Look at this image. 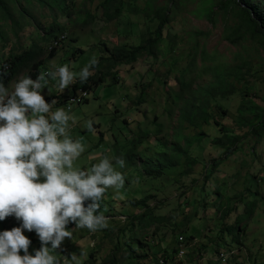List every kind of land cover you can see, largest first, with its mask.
<instances>
[{"label":"rangeland","instance_id":"obj_1","mask_svg":"<svg viewBox=\"0 0 264 264\" xmlns=\"http://www.w3.org/2000/svg\"><path fill=\"white\" fill-rule=\"evenodd\" d=\"M98 1L88 6L97 16L95 22L87 27V30L92 29V32L78 33L77 41L71 42L69 38L78 26L70 25L64 48L56 57H46V61L50 60L47 63L45 61V69L64 64L74 73H78L89 59L98 60L102 55L96 47L98 42L100 47L102 43H106L109 48L117 44L137 45L141 43V35L145 33L148 25H151L152 29L155 24L150 22L148 16H136L130 14L129 10H125L121 23L120 18L107 22L101 15V10L96 8ZM126 1L128 7V3L132 1ZM165 1L169 0H156L154 4L159 5ZM132 3L140 9L145 5V0ZM202 6L203 0H173L172 20L164 30L166 41L162 44L161 53L155 57L144 56L132 65H122L118 71L120 83L114 84L107 80L106 84L89 91L87 102L75 105L71 110H68L67 100L68 96L73 94L75 83L64 89L67 96L62 97L63 102L53 105V111L56 107H61L70 114L72 119L69 121L68 134L74 139H79L84 145V152L74 161L75 167L87 168L91 163L97 162L100 155L111 151L115 153V149H120V153L124 155L132 149V140L137 136H142L141 141H144L143 146L146 147L156 137L166 144H173L176 134H182L190 141L189 153L196 161L190 170L191 175L181 178L178 183L166 186H163L160 180L152 182L147 176L138 177L133 169L125 173L124 182L129 180L136 190L146 192L138 200L145 199L146 204L150 205V210H145L142 204L132 206L128 200L131 196L122 193L123 186L119 190L109 187L106 190L109 208L107 206L108 211L104 213L106 226L89 234L86 230H81V227H71V238H64L54 253L57 259L62 258L64 264H85L89 254L94 256L93 264H103L112 251L118 259H122L126 256V241L136 250V243L130 239V232H134L136 241L159 245L161 249H174L176 235L194 237L195 241L193 239L186 242L187 256L182 264H215L214 252L209 249L211 245L220 251H225L227 246L237 247L236 256L229 264H264V125L260 130L261 135L256 136L247 126L239 124L238 108L245 97L240 93L230 94L209 103V115L212 120L209 125L201 124L203 126L197 131L205 136L201 143L190 139L196 131L188 125L181 128L179 111L176 107L172 109L168 106L172 103L171 99L168 102V94L171 90H179L180 78H190L196 74L195 71L189 73L186 70L187 66L193 64L192 56H196L194 68L200 67L204 61L199 51L205 50V54L210 55L206 60L209 65L219 62L238 63L242 64L247 72L249 70L248 79L255 82L252 98L264 108L262 43L256 38L253 39L246 31L237 35L235 18L229 13L215 7L210 20L208 6L203 8V12L200 10ZM39 12L49 13L48 10H38ZM129 19L138 23L140 32L135 36H130L126 29ZM64 21L60 24H64ZM38 31L30 25L9 47H0V59L9 56L11 52H22L31 46L38 38ZM72 31L73 33H70ZM79 48L84 52L78 53ZM212 77L208 75L195 82L197 89L202 88ZM54 85L56 81L49 79L45 89L41 90L45 99L60 90L53 87ZM144 87H147L146 101L135 105L139 107L134 109L133 102ZM126 100H129V103ZM218 105L226 109L225 115L216 108ZM86 120L93 122L92 131L85 128ZM215 120L229 131L228 134L237 136L239 141L234 149L228 152L225 162L214 168L211 175H206L205 169L212 161H218L225 150L212 145L213 139L222 136L219 128L213 123ZM159 124L162 125L161 133L157 135ZM148 131L150 135L146 138ZM100 132L104 133L103 140ZM181 144L185 145V141ZM109 156L112 157L113 154L110 153ZM201 186L204 187L206 195L200 193L198 197L194 189ZM248 205H251V211H246ZM139 212L145 215L144 221L138 223L135 219V225L130 226L132 219L129 216ZM13 223L17 221H0V230L10 229ZM221 225L222 229L237 228L238 245L231 242L234 232L226 233L222 242L217 240ZM22 234L31 241L28 247L30 254L33 248H39L40 242L36 240L34 232L25 231ZM70 241H74L73 248ZM71 256H75V261L70 259ZM120 264L127 263L122 261Z\"/></svg>","mask_w":264,"mask_h":264},{"label":"trees","instance_id":"obj_2","mask_svg":"<svg viewBox=\"0 0 264 264\" xmlns=\"http://www.w3.org/2000/svg\"><path fill=\"white\" fill-rule=\"evenodd\" d=\"M95 1L96 0H0V42L7 45L10 41V34L14 37H18L19 34L30 25L36 26L42 33L41 41L34 43L21 53H11L4 64L0 65V80L11 88L15 80L24 73L29 75L32 79H35L37 75H41V69L45 65L46 57L53 58L56 55V52L51 54L47 53L45 43L68 30L67 27L64 24H60V22L63 21L65 17L68 19L69 24L73 26L79 25L82 28L86 27L97 18L96 14L88 8V6L92 5ZM131 1L133 2L136 0ZM155 1L156 0H145V5L140 9L135 7L132 2L128 3L127 7L126 0L98 1L96 8L102 10L101 15L108 22L120 18L119 23H121L125 10H129L130 14H135L136 16L139 14L148 16L150 22H155V24L152 29L151 25H148L145 33L141 35L140 44H122L115 45L112 48L105 47L94 67L93 72L95 73H92L84 83L78 81L74 89L82 87L92 91L101 84L106 83L107 78H110V83L118 84L120 83L119 78L117 74L114 73L118 66L123 64L132 65L144 56L155 57L160 53L162 44L166 41L164 30L172 20L171 12L173 0L165 1L159 5H155ZM205 4L209 8L208 17L210 20H212L211 14L215 12L214 8H219L235 18V33L237 35L241 32L245 33L246 31L252 35L253 39L256 38L260 41L264 47V0H203V6L200 8L202 12L203 8L206 7ZM38 10H48L49 13H38ZM44 19L53 20L47 23L43 21ZM127 23L128 26L126 29H128V34H130V36H135L140 32L137 22L129 19ZM135 39H137V37ZM78 52L82 53V50L78 49ZM199 52L204 61L203 64L200 67L194 68L196 62V56L194 54V56H192L193 64L186 67L189 73L195 71V76H191L190 78L183 76L180 78L179 90H171L168 94V102L170 99L172 101L168 106L172 109L176 107L180 112V127L186 128V125H188L189 128H193L196 132L190 136V139L203 143V138L205 136L197 131L203 126L201 124L209 125L212 120L209 115V103L212 100L224 98L230 94L240 93L245 97V100H243L242 105L238 108L239 119L237 121L239 124L247 126L256 136H260V130L264 125V108H261L252 98L255 82L248 79V73L250 74L249 70L247 72L245 67L238 63L219 62L218 64L209 65L206 63V60L210 55L208 53L205 54V50ZM7 66H9V68H7ZM208 75H212V79L205 82L202 88L197 89L195 82H198ZM146 88L147 87H144L143 90L140 91L136 101L133 102L134 105H140L145 101L147 96ZM48 100L49 99H46V102ZM216 108L219 109L223 115L226 114V109H223L221 105L216 106ZM213 123L219 128L222 136L213 139L212 145L225 150L218 161H212L208 168L205 169L206 175H211L214 168L225 162L226 155L229 151L234 149L236 143L239 141L237 136L228 134L229 131L222 126L221 123L216 120L213 121ZM158 129V133H160L161 125H159ZM100 135L103 137L104 134L100 132ZM141 139V136L136 137L135 141L132 140V149L124 155L122 153L119 154V156L124 158L126 167H132L138 177H142L143 175L144 177L147 176V179H151L152 182L160 180L162 185L166 186L171 183H178L181 178L191 175L190 170L196 164V161L190 156L187 143L184 147L180 145V140L183 139L182 134H177L175 136V143L173 144L167 145L162 139H157L155 145L149 146L143 151H138V147L142 143ZM188 144L190 145V141ZM131 187L132 183L127 180L124 182L122 189V193L125 196H131L128 199L129 203L134 207L142 204L145 210H150V205L146 204L145 199L138 200L143 197L146 192ZM194 192L198 194V197H200V193L203 195L205 194L204 187L202 186L198 189H194ZM134 194H137L139 197ZM216 195L219 196L218 193H216ZM238 198L240 197L238 196ZM100 204L101 207L99 211L104 215L109 208L108 193L102 196ZM247 210H252L251 205H248V207L246 206V211ZM129 217L132 219L129 225L133 226L136 223L133 220L137 219L138 223H141L144 221L145 215L139 213L132 214ZM73 226H75L74 222H70L69 227L71 228ZM222 228L223 225H221L220 231L217 234V240L222 242L226 233L231 234V232H234L231 242L232 244L238 245L237 237L239 233L237 228ZM130 234L132 242H136V250L131 246L130 242L127 243L126 241L124 245L126 256L122 259H118L112 251L103 264H120L122 261H125L127 264H141L144 260L154 259V256L159 253L166 254L172 251L174 253L175 249H161L159 245H151L146 242L142 243L140 240H135L134 232H130ZM192 239L193 238L185 237V241ZM174 241L177 242V235ZM69 243L73 248L74 241H70ZM209 249L211 252L217 254L215 246L211 245ZM58 260L60 264H62V261L60 259ZM93 261V254H89L85 264H93Z\"/></svg>","mask_w":264,"mask_h":264},{"label":"clouds","instance_id":"obj_3","mask_svg":"<svg viewBox=\"0 0 264 264\" xmlns=\"http://www.w3.org/2000/svg\"><path fill=\"white\" fill-rule=\"evenodd\" d=\"M63 20L69 30L71 24L65 17ZM89 24L84 28L76 25L75 27H78L69 40L76 42L78 33L92 32V29L87 30ZM68 30L45 43L48 54L56 52V57L64 48L69 37ZM38 32V38L33 44L42 39L41 31ZM21 33L18 37L10 34L7 45L0 42L1 49H6L14 40L19 39ZM96 47L101 53L105 47L109 48L106 43H102L100 47L99 42ZM11 53L7 57H1L0 65L4 64ZM98 60L89 59L78 73H74L64 64L55 69L42 68L41 75H37L35 79L24 73L15 80L11 88L0 80V221H17L13 223L17 225L12 224L10 229L0 230V264H60L54 253L64 238H71L72 231L68 226L70 222H74L75 227L86 230L87 234L106 226V217L99 211L101 198L109 187L119 190L124 184V174L131 171L132 167H126L124 158L119 156L120 149H115V153L111 151L100 155L98 161L91 163L87 168L75 167L74 161L85 149L79 139H74L68 134L69 121L72 118L64 108L56 107L52 110L55 103L63 102L61 96L46 102L41 91L45 89L49 79L56 81V87L61 92L75 83L73 94L68 96V110L83 104L87 101L89 90L82 87L74 89V86L78 81L84 83L95 73L93 70ZM121 66L114 71L117 77ZM83 93H86V96L83 97ZM76 97H82V101L72 103L70 100ZM129 100L126 102L129 103ZM132 106L134 109L139 107ZM85 128L92 131L93 122L86 120ZM158 130L157 135L161 133H158ZM149 135L148 131L146 138ZM101 138L104 139L102 136ZM156 138L146 147L155 145ZM133 140L135 141L136 137ZM183 140L190 148L189 140L184 136L180 145L184 147L181 144ZM143 144L144 141L139 145L138 151L146 149ZM110 153L113 154L112 157L109 156ZM9 216L11 218H8ZM25 231L34 232L36 240L40 242L39 248H33L31 254L28 251L31 241L22 234ZM193 239L195 241L194 237ZM186 242L183 235H177V242L173 244H176L174 253H159L154 259L144 260L141 264H182L187 256ZM235 249L237 247L229 246L225 251L216 249L217 254L214 253L213 262L229 264L236 256ZM21 252L22 254H19ZM70 259L75 261L76 258L71 256ZM61 261L64 264L63 260Z\"/></svg>","mask_w":264,"mask_h":264},{"label":"crops","instance_id":"obj_4","mask_svg":"<svg viewBox=\"0 0 264 264\" xmlns=\"http://www.w3.org/2000/svg\"><path fill=\"white\" fill-rule=\"evenodd\" d=\"M49 60H47L46 61V63L48 62ZM46 63H45V65H46ZM45 65L43 66V68L45 67ZM56 68V67H55ZM55 68H52V69H55ZM47 69V68H46ZM53 87H56V85H54ZM66 93V91H64V92H61L60 90H58V92L57 93H55L53 96H50V98H53V97H58V96H61V98L64 96H67V94H65ZM49 98V99H50ZM46 100V99H45Z\"/></svg>","mask_w":264,"mask_h":264},{"label":"built area","instance_id":"obj_5","mask_svg":"<svg viewBox=\"0 0 264 264\" xmlns=\"http://www.w3.org/2000/svg\"><path fill=\"white\" fill-rule=\"evenodd\" d=\"M83 97L86 96V93H83L82 95ZM72 103H78V102H81L82 101V97H76V98H72L70 100ZM8 218H11L10 216Z\"/></svg>","mask_w":264,"mask_h":264},{"label":"bare ground","instance_id":"obj_6","mask_svg":"<svg viewBox=\"0 0 264 264\" xmlns=\"http://www.w3.org/2000/svg\"><path fill=\"white\" fill-rule=\"evenodd\" d=\"M69 100V99H68Z\"/></svg>","mask_w":264,"mask_h":264}]
</instances>
